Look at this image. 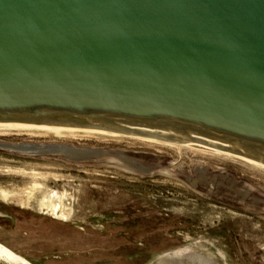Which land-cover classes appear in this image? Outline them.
<instances>
[{
  "label": "water",
  "instance_id": "1",
  "mask_svg": "<svg viewBox=\"0 0 264 264\" xmlns=\"http://www.w3.org/2000/svg\"><path fill=\"white\" fill-rule=\"evenodd\" d=\"M18 123L264 163V0H0V125Z\"/></svg>",
  "mask_w": 264,
  "mask_h": 264
},
{
  "label": "rangeland",
  "instance_id": "2",
  "mask_svg": "<svg viewBox=\"0 0 264 264\" xmlns=\"http://www.w3.org/2000/svg\"><path fill=\"white\" fill-rule=\"evenodd\" d=\"M7 134L0 146L72 148L0 147V264H264V167L112 132ZM53 192L69 218L39 207Z\"/></svg>",
  "mask_w": 264,
  "mask_h": 264
},
{
  "label": "bare ground",
  "instance_id": "3",
  "mask_svg": "<svg viewBox=\"0 0 264 264\" xmlns=\"http://www.w3.org/2000/svg\"><path fill=\"white\" fill-rule=\"evenodd\" d=\"M105 132L106 131H99V130H93V129H87V128L50 126V125H36V124H22V123L0 125V134H2V133H8V134L9 133H26V134H35L36 136L37 135H39V136H41V135H44V136L52 135V136H54V138L56 137L57 139L58 138L76 139V138H81V137H84V136H87V135H91V134H95V133H105ZM0 147L4 148L6 150L21 152V153H33V154L34 153H43V152H45V153H61L62 151L67 149V148H59V149L43 148L41 146H36V145H18V146L1 145ZM172 147H174V146H172ZM87 152L89 153V151H87ZM90 153L95 154L94 152H90ZM224 153L228 154V155L236 156V157H238V158H240L242 160H247V161H250V162H254L252 164H254L256 166L264 167V163L263 162L255 160L253 158H250V157H248L246 155L238 154V153H229V152H224ZM80 160H84V159H80ZM8 170H11V169H8ZM38 176H39V174H38ZM38 186H39V184L37 182H35L33 184V187H32L31 192H30V196H31V193H33V191ZM10 195H11V192H9L7 190H4V189H0V197L3 198L4 200L9 199ZM57 199H58L57 198V192L56 193H54V192L53 193H48V195H46L44 200L40 203L41 205L39 207H41V210H43V209L45 211L47 210V212L50 213L52 216H54L56 218H60L62 220L63 219L65 220L66 218H69L68 217L69 214L64 209H62L61 199L59 198L60 201L59 200L57 201ZM2 259H6L9 262L14 263V264H23L22 262H20V261H18L16 259H12V258H3L2 257Z\"/></svg>",
  "mask_w": 264,
  "mask_h": 264
}]
</instances>
